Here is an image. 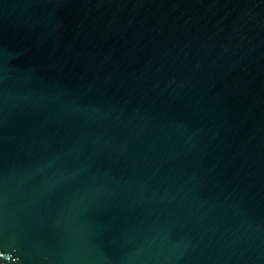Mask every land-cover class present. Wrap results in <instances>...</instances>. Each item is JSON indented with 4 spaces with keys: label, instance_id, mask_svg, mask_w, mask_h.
Returning a JSON list of instances; mask_svg holds the SVG:
<instances>
[{
    "label": "water",
    "instance_id": "water-1",
    "mask_svg": "<svg viewBox=\"0 0 264 264\" xmlns=\"http://www.w3.org/2000/svg\"><path fill=\"white\" fill-rule=\"evenodd\" d=\"M0 264H264V0H0Z\"/></svg>",
    "mask_w": 264,
    "mask_h": 264
}]
</instances>
